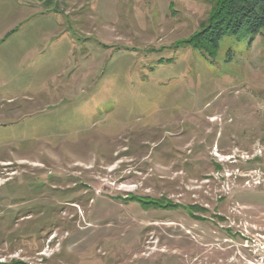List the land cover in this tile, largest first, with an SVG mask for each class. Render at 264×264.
<instances>
[{
    "label": "rangeland",
    "instance_id": "374dc122",
    "mask_svg": "<svg viewBox=\"0 0 264 264\" xmlns=\"http://www.w3.org/2000/svg\"><path fill=\"white\" fill-rule=\"evenodd\" d=\"M210 11L0 0V264H264V32Z\"/></svg>",
    "mask_w": 264,
    "mask_h": 264
},
{
    "label": "trees",
    "instance_id": "16d2710c",
    "mask_svg": "<svg viewBox=\"0 0 264 264\" xmlns=\"http://www.w3.org/2000/svg\"><path fill=\"white\" fill-rule=\"evenodd\" d=\"M211 11L201 31L186 44L214 59L223 40L244 45L264 32V0H206Z\"/></svg>",
    "mask_w": 264,
    "mask_h": 264
}]
</instances>
